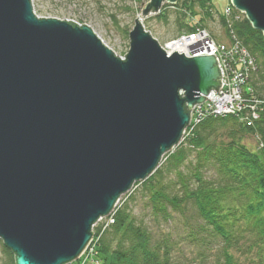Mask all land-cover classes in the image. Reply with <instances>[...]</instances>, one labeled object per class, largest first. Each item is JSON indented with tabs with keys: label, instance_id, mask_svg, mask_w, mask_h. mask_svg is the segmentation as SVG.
Here are the masks:
<instances>
[{
	"label": "water",
	"instance_id": "water-1",
	"mask_svg": "<svg viewBox=\"0 0 264 264\" xmlns=\"http://www.w3.org/2000/svg\"><path fill=\"white\" fill-rule=\"evenodd\" d=\"M149 0L142 17L160 10ZM264 35V0H231ZM117 57L84 23L0 0V239L15 264H68L91 227L181 141L221 86L213 54L166 55L141 22Z\"/></svg>",
	"mask_w": 264,
	"mask_h": 264
},
{
	"label": "trees",
	"instance_id": "trees-1",
	"mask_svg": "<svg viewBox=\"0 0 264 264\" xmlns=\"http://www.w3.org/2000/svg\"><path fill=\"white\" fill-rule=\"evenodd\" d=\"M201 2L173 4L181 11L174 21L177 34L193 31L186 12ZM154 16L168 18L163 9ZM219 20L225 26L226 19ZM231 20L234 32L257 59V74L247 79L254 96L264 100V35L244 16ZM238 117H205L164 155L154 173L135 183L153 219L167 229L150 227L134 215V197L128 194L116 207L113 223L105 230L101 223L95 227L100 264H264V111L254 126ZM247 136H258L262 146L250 149ZM0 245L3 264H15L1 239ZM184 246L193 248V254L188 256Z\"/></svg>",
	"mask_w": 264,
	"mask_h": 264
},
{
	"label": "rangeland",
	"instance_id": "rangeland-1",
	"mask_svg": "<svg viewBox=\"0 0 264 264\" xmlns=\"http://www.w3.org/2000/svg\"><path fill=\"white\" fill-rule=\"evenodd\" d=\"M138 1L135 0H31V3H32L33 14L38 18L40 17L56 18L65 21L70 20L76 23L77 25L81 23L86 24L92 29V31L96 34V36L100 38L103 44L106 47H108L114 53V55L120 58L123 57L129 49V41H130L129 32L132 30L135 24V19H137L141 22L143 29L146 32H149V34L154 39H156V41L159 43L163 51H165L163 45L166 44L167 42L173 41L175 39H179L181 36H188L186 34H192L193 32L194 33L199 32V34L203 36L204 38L203 43L204 41L208 40L209 43L212 42L214 45L220 48L224 46L225 48L230 49V47H232V45L235 44L236 48L240 49L238 53L235 52V55H237V57L233 55V60H229L228 63H226V58H227L226 53H223L222 57L220 58L221 62H223L222 65L225 71L224 75H222L220 78V83H222L225 80H230L231 78H233L234 74L237 73L238 70L240 69V67H238L239 64L238 61L246 59V56H247L246 60L254 63V66H252V69L253 68L254 69L250 70V73L247 75V78L252 74L253 77L257 74L258 71L257 59L249 51V49L242 43L238 35L234 32V28L230 25L232 24L233 21L231 20L232 16L238 21L241 19V16L245 17V15L242 12L236 10L233 7L231 0H200L202 1L201 3H204V5H206L205 7L202 6L201 3H194V5L191 6L192 7L191 11L186 12V19L187 21H189V23H191V25L194 26V29L191 32H183L179 34H177L175 31L176 27L174 21L175 18L178 17L179 15L178 13L181 11L177 12V10L173 7V5L164 2L162 3L160 10L157 13H159L163 9L165 15L168 16L166 21L161 20L160 18H156L154 15L157 13H152L147 17H142L141 15L142 7L149 0H138ZM165 4H167L168 6H166ZM234 10H236L239 14L237 13L234 14L233 13ZM220 16L226 19V22L224 24L225 26H223L220 23L219 20ZM228 25H230L229 28ZM246 51L248 52L249 55L246 54L247 53ZM184 56L193 57L191 55L187 56L185 54ZM216 59H217V66H219L218 58ZM248 81L249 80L246 79L245 82L242 84L241 82H238V93L241 99V103L239 105L240 111L242 115L245 113L244 110H246L247 113L244 116L240 114H232V113H230V115L239 116L238 118L240 120L246 119L248 123L254 126V121L259 118L260 111H264V100L254 96V94L252 93L253 89L251 88L250 82ZM228 87L229 86H227V88ZM211 91L213 90L212 89L209 90L208 94ZM218 92L215 90V92L213 93H215V95H218ZM230 93H236V92L231 88ZM247 94L250 95L253 94V97H249L245 99L244 96ZM207 95H205L206 99L202 103H205V101H207L208 99ZM225 96L228 97L227 94L225 95L224 93L220 94L221 98ZM189 123L184 128L181 141L184 139V136L188 135L189 131H191L190 125L193 124V121L191 120L189 121ZM245 143L250 149L253 150H256L260 146H262V143L260 142V139H258V136H254V137L247 136L245 138ZM164 159H165L164 156H162L157 168L164 161ZM135 183L136 182L132 184V186L127 192L120 195L111 213L115 212L116 207L120 205L121 202H123V200L126 198L128 194H131L134 197V202L132 204L133 206L132 213L134 215H136L139 219L143 218L144 221L150 227L156 229L157 228L167 229V225L165 223H163L162 221L158 222L157 220L153 219L151 215L150 206H148L147 203V198L144 196L139 186L135 185ZM106 216L110 217V219L111 218L113 219V216L111 217L109 215H105V217H102L101 220L99 221L97 220L91 227L92 236L89 241V243L91 244L89 246L87 245L88 249L84 252V254L81 253L82 255L80 254L78 258H76L75 260L71 261L68 264H100L101 263L102 256L101 253L98 251V247H97V240L99 236L98 234L96 235L95 233L96 232L95 227L97 225H100L101 223L102 224L101 229L105 230L111 223H113L106 220V218H108ZM104 221H107V225H104ZM175 228L177 231L182 230L181 226L178 225ZM172 229L175 230L174 227H172ZM1 249L2 248L0 245V264H3L5 257ZM184 250L188 256L193 254V252L191 253V250H193V248L184 246Z\"/></svg>",
	"mask_w": 264,
	"mask_h": 264
},
{
	"label": "built area",
	"instance_id": "built-area-1",
	"mask_svg": "<svg viewBox=\"0 0 264 264\" xmlns=\"http://www.w3.org/2000/svg\"><path fill=\"white\" fill-rule=\"evenodd\" d=\"M188 36H181L179 39H175L173 41L167 42L164 44V50L167 55L172 54L174 51L178 53H182L187 55V56H196L199 55L201 52L204 54H216V58H218V67L220 70V76L224 75L225 71L223 68V62H221V57L223 53H226L227 58H226V63L229 62V60H233V55H235V52H239L240 49L236 48V45L233 44L230 49L225 48L222 46V48L214 45L212 42L209 43V41H204L203 43V36L197 33H192V34H186ZM247 52V51H246ZM247 55L248 52L246 53ZM121 59H124V56L121 57ZM247 59V56H246ZM239 60L238 67L240 69L238 70L237 73L234 74L233 78L230 80H225L221 83V87H219V92L218 95H215V90L211 91L207 96L208 99L205 101V103L202 104H195L190 112V121H193V124L190 125V129L195 126V124L199 123L201 120H203L207 116H214V117H219V116H225V115H230L232 114H240V95L238 93V82L244 83L245 80L247 79V75L250 73V70L252 69V66H254V63L248 60ZM243 71V73H242ZM226 75V74H225ZM245 75V76H244ZM227 86H229L227 88ZM231 88L236 92V93H230ZM236 88V89H235ZM248 88V87H245ZM224 93L228 95L221 98L220 94ZM238 93V94H237ZM235 94V95H234ZM194 119V120H193ZM198 119V120H197ZM190 124V123H189ZM114 209V208H113ZM110 213V214H109ZM107 215L113 216L114 213L109 212ZM105 217V216H103ZM108 217V216H106ZM102 217L98 219L101 220ZM106 220L113 222V219L110 217L106 218ZM103 223V222H102ZM109 224V223H108ZM104 225H107V221H104ZM103 225V226H104ZM91 243H88V246ZM88 246L83 250L82 254L88 249ZM81 254V255H82Z\"/></svg>",
	"mask_w": 264,
	"mask_h": 264
},
{
	"label": "bare ground",
	"instance_id": "bare-ground-1",
	"mask_svg": "<svg viewBox=\"0 0 264 264\" xmlns=\"http://www.w3.org/2000/svg\"><path fill=\"white\" fill-rule=\"evenodd\" d=\"M218 69H219V67H218ZM219 71H220V70H219ZM225 116H226V115H225ZM177 145H178V144H177ZM177 145H176V146H177ZM176 146H175V147H176ZM165 154H166V153H165ZM165 154H164V155H165ZM164 155H163V156H164Z\"/></svg>",
	"mask_w": 264,
	"mask_h": 264
}]
</instances>
